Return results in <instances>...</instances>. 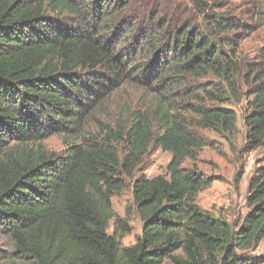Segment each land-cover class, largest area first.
I'll use <instances>...</instances> for the list:
<instances>
[{"label": "trees", "instance_id": "trees-1", "mask_svg": "<svg viewBox=\"0 0 264 264\" xmlns=\"http://www.w3.org/2000/svg\"><path fill=\"white\" fill-rule=\"evenodd\" d=\"M131 1L0 0V235L13 247L0 264H249L238 251L264 241V165L238 226L196 205L212 182L196 167L200 132L233 134L232 103L246 102V151L264 147V44L242 49L256 1L194 0L174 25L170 6L150 0L139 21ZM128 83L155 106L95 120ZM55 135L61 153L43 144ZM151 147L170 154L166 175L136 176ZM126 181L142 224L130 247L111 205Z\"/></svg>", "mask_w": 264, "mask_h": 264}, {"label": "rangeland", "instance_id": "rangeland-1", "mask_svg": "<svg viewBox=\"0 0 264 264\" xmlns=\"http://www.w3.org/2000/svg\"><path fill=\"white\" fill-rule=\"evenodd\" d=\"M149 1L132 0L129 14L142 21V17L146 15L145 12L153 7L150 5L144 8L143 4ZM223 1L244 5L247 0ZM253 1H256L258 5L255 23H258L260 27L242 43L243 51L250 58L257 56L255 49L264 44V0ZM159 2L163 13L166 12L164 8L170 6V12L167 15L174 25L179 20V15L183 14L182 12H190L194 0H157V3ZM206 82L208 81H198L193 86H203ZM155 104L156 95L138 84L128 83L104 101L95 112V120L110 123L117 118L129 117V114L135 110L143 112L151 110ZM230 107L236 113V128L233 134L222 135L209 130L200 132L207 145L198 153L196 167L212 182L210 186L197 194L196 205L209 212L214 218L230 226H238L248 212L246 197L249 179L257 168L264 165V147L251 152L246 151V128L243 122L247 111L246 102L241 100L232 103ZM89 128L95 131L96 123L93 122ZM43 144L48 151L54 153H61L65 149L63 139L58 135L49 137ZM170 157L169 153L151 147L135 175H144L147 178L166 175V166ZM183 166L189 168L190 161L186 160ZM111 205L116 217L127 219L130 231L120 240V243L122 247H130L140 235L142 226L133 205L130 181H126L125 188L111 198ZM112 231L113 221H110L107 233L112 234ZM238 254L245 260H249L247 262L249 264H264V241L250 250L238 251ZM12 255V243L7 237L0 235V259L9 258ZM176 255L181 256V253ZM14 262L18 263L17 260ZM163 264L172 263L166 260Z\"/></svg>", "mask_w": 264, "mask_h": 264}]
</instances>
